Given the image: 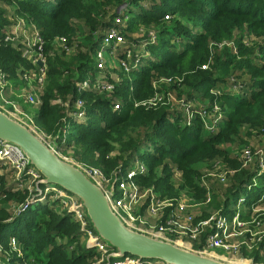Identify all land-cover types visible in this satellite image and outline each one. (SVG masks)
<instances>
[{
	"label": "trees",
	"instance_id": "obj_1",
	"mask_svg": "<svg viewBox=\"0 0 264 264\" xmlns=\"http://www.w3.org/2000/svg\"><path fill=\"white\" fill-rule=\"evenodd\" d=\"M10 1L18 4L17 13L21 17L36 24L46 41L47 77L41 92L42 103L38 106L41 117L39 120H43L44 132L51 142L59 134L58 151L61 154L80 162L83 166L100 169L111 183L119 167L125 172L133 169L136 157L139 156L144 160L150 158L152 161L159 159L161 154L178 148L174 138L164 137L167 132L165 128L168 126L179 131L180 136L183 137V139L179 138L181 141L201 143L202 146L214 140L217 132L212 131L207 122L206 129L199 131L200 129L187 121L184 110L178 108L173 111L136 109L130 112L128 107H124L114 111L115 104H123L121 99L112 98L111 95L109 97L102 93L101 89L82 88V82L87 79L88 71L94 68L93 57L103 46L102 41L108 31L112 27L120 33L123 31L126 37L118 46L116 55L126 60L132 73L136 71L138 76H141L146 72L142 65L134 67L138 54L144 53L141 47V43L144 42L132 37V21L122 23L121 18L126 20L129 16L133 19L139 16L158 17L161 12L176 13L178 6L187 8L188 14L182 12L180 19L172 21L170 26H163L162 35L158 36L160 47H157L158 56H161L163 61L157 56L154 57L151 67L147 69L150 73H153L155 67L163 70L171 69L180 62H185L190 67L189 70H194L207 59L209 42L215 39L217 29L224 28L230 33L235 28H243V38L246 32L262 35L260 30H264V0H166L165 7L162 6L160 9L156 7L162 3L161 0H149L151 9L140 3L142 2L140 0ZM121 7H124L121 10L125 12H118ZM153 9L157 10L156 14L152 13ZM117 18H120L121 23H116ZM9 23L10 16L7 17L4 6L0 5V34ZM187 31L197 34V39H191L186 34ZM165 36H171L169 38L177 41L173 43ZM57 37L66 38L68 47L73 48L74 51L60 52L58 47L52 45ZM245 40L248 43L251 41L250 37ZM125 47L131 49L129 57ZM68 52H71L70 57L64 55ZM233 52L230 55L234 56ZM255 53L252 49H247L244 53L242 51L247 57ZM214 54L218 55V52L215 50ZM247 57L238 64L256 69L257 62ZM20 58L21 53L15 45H0V67L8 76L18 77L20 72L16 63ZM239 65L238 68H241ZM214 66L213 71L197 70L195 77H188L186 80L188 89H191L187 90L186 98L195 97L204 104L203 113L197 108L186 110H190L194 118H198V114L202 116L210 113L212 106L205 104L203 95L196 92L195 88L213 81L215 82L213 89L223 88L225 94L229 89L234 90L227 89L225 81L216 76L221 64ZM184 71L186 70L183 68L179 71L172 70L171 74ZM242 72L243 70H240L236 76L241 75ZM95 75L98 78L101 73L96 72ZM110 81L114 86L119 84L112 78ZM231 82L242 87L238 96H233L237 105L241 109H249L251 114L248 119L237 118L238 121H234L233 125L237 132L231 135L233 142L238 146L249 142L255 147L253 139L256 137L254 139L256 142L264 143V78ZM79 99L84 103L80 108L76 104ZM82 111L86 113L81 115ZM171 118H174L173 122L176 125L171 126ZM68 122H71L70 125ZM72 124L76 132L70 139L68 136ZM261 150L264 153V145ZM149 163L151 162H148V165ZM176 166L171 157L163 158V169ZM146 170L145 174H137L139 180L152 177L151 166ZM187 171L191 179L199 178V173L206 174L201 169L191 167ZM15 174L16 170L12 168L11 163L0 159V243L7 250L0 248V264H94L99 259H102L100 264H107L106 255L103 256L101 251L90 247L79 223L60 199L36 197L30 201L25 210L15 213L10 204L13 205L14 199L25 203L27 201L25 189L28 188V183L22 182L24 178L15 179ZM255 175H258V166L252 165L244 176L238 178V182H233L229 178L222 182L219 178L208 177L198 182L196 179L190 186L193 189L198 188L197 190L206 196L207 189L210 190L208 195H213L215 202V211L210 214L213 215L217 211L235 210L238 207L237 201L243 199L240 190ZM233 199H235V207H231ZM245 206L246 202L243 201L240 206L242 216L246 218L252 216L249 206H246L247 210L243 212ZM262 207L264 208V205ZM255 220L264 224L261 217H256ZM204 235L193 242L194 248L203 249ZM14 238L18 240L17 248L8 251L9 243L15 240ZM245 252L247 251L239 256H245ZM259 254L260 251L257 250L254 260L259 258ZM157 262L148 260L146 264H157Z\"/></svg>",
	"mask_w": 264,
	"mask_h": 264
},
{
	"label": "rangeland",
	"instance_id": "obj_2",
	"mask_svg": "<svg viewBox=\"0 0 264 264\" xmlns=\"http://www.w3.org/2000/svg\"><path fill=\"white\" fill-rule=\"evenodd\" d=\"M140 1H142L140 3L146 5V7L150 9L152 8L149 0L147 2H144V0ZM161 1L162 3H160L159 6L156 5V9H160L162 6L165 7L166 0ZM0 5L4 6L7 17L10 16L11 18L13 15H17L16 17L20 16L17 13L19 6L16 2L10 0H0ZM123 8L124 7H121L118 12H125V10H121ZM156 9H153L154 11L152 13L156 14ZM187 11V8L178 6L176 13L161 12L159 13L160 16L158 17L139 16L133 19L131 16H129L126 20L121 18L122 23H127L129 20L132 21V37L144 42L141 43L144 53L141 52L138 54L134 68L142 65L144 72H146L141 74V76H138V72L135 71L132 73L130 68H128L127 71L125 68V65L128 66L126 60L116 55L119 49L118 46L109 44V48L105 47L104 52H102L101 69L98 67L99 61H97V53L93 57L94 68L89 70L87 73V79L90 81L89 86L92 87V83L95 82L100 85L102 83L106 84L108 87L109 85L112 86L113 83L110 81L112 78L113 81L119 82V84L117 86H112L111 90L104 89L102 93H105L107 96L111 95L112 98L121 99L123 104H121L119 108H116L115 104L113 108L114 111L121 110L124 107H128L130 112L135 111L136 109H144L147 111L171 109L169 111H173L178 108L179 110H184L185 114L183 112L182 114L186 115L187 121L191 122L194 127L200 129L199 131L206 129L205 123L207 122V124L210 125V129L214 132H217V137L214 140H211L202 146L201 143L195 144V142L181 141L180 139H183V137L180 136L179 131L168 126V128H165L167 132L165 133L164 137H167V139L174 138V142L177 143L178 148L173 149V151L170 152L167 151L169 153H163L160 155L159 159L152 161L150 158H146L147 160H144L139 156L136 157V164L134 165L133 169H137L142 165H145L146 168L151 166L153 169V174L150 179L141 180L138 179V175L136 174L133 176L132 180L136 183L139 189L142 187L140 189L141 191H146L148 194L152 193L155 197L160 199L161 202H165L167 205L164 207L163 214L159 218L150 217L147 211H145L143 214L145 216L144 220L146 222L144 230L148 232L157 234V226L160 225V223L165 224V222L168 220V214L170 216V212L180 203H185L193 207V222L197 225L202 221H205L209 215L215 211V202L213 201L214 197L213 195L211 196V194L208 195L210 190L207 189L208 194L206 196L197 190L198 188L193 189L190 186L191 183L196 181V179L198 182L200 179L205 180L208 177L211 178L210 175L223 174V176H225L227 179L229 178L233 182H238V178L244 176V174H246L252 165L258 166V175L253 176L239 192L240 195L243 196L246 206H249L252 211V216L250 217L246 218L242 216V214L239 216V219L245 223L244 229H250L249 239L252 240V250L245 252V256L233 255L227 252L225 249L217 247L205 248L204 251L198 250L197 248H194V244L188 239H185L184 237L181 238L175 233H172L174 236L171 237H169V235L165 236L164 233H160L159 236L162 235V237L173 240L182 246L195 251H203L221 259L230 261H245L253 264H264V255L261 252L259 254V258L254 260L255 252L258 249L260 251L263 249L261 241L264 242V224L259 226V224L253 222L256 217H261L264 223V208L262 207L264 205V153L261 150L264 143L261 144L256 142L254 140L256 138L255 137L253 139L255 147L249 142V144L247 143L245 145L238 146L231 138V135L237 132L233 125L234 121H238L237 118L240 120L248 119V117L251 115L249 109H241L237 105V101L233 98V96H238V93L240 90H242V87L240 85L233 84L231 81L237 80L239 82H245L246 80L252 81V79L254 80L255 78H264V42H262L264 38V30H260L262 35H257L253 32H246L244 34L245 38H243V28H235L234 31L230 33L226 32V29L224 28L217 29L215 39L210 40L209 42V52L207 53V59L194 70H189L190 67H188V64L185 62H180L177 64V66H173L171 69L166 68L163 70L155 67L153 73L147 72V69L151 67L152 62L154 61V57L157 56L160 61H163L162 57L158 56L157 51V47H160L158 36L160 37L162 35L161 33L163 32V26H170L172 21L180 19L182 12L188 14ZM118 19L120 18H117L116 23H121ZM111 29L115 28L112 27ZM198 30H200V28H198ZM121 32L123 33V31ZM186 34L193 40L197 39V34L195 35L194 32L187 31ZM123 37L124 39L126 37L124 33ZM165 37L170 39V41L173 43L177 41L176 39L169 38L171 36ZM249 37L251 41L248 43V41L245 39ZM247 49H252L256 52L255 55L249 56L251 59H253V61L257 62L258 67H256V69L253 67H242L238 64L247 57L245 54H242V51L244 53V51ZM125 50L127 51V55L129 57V53L131 54V49L127 47ZM215 50L218 52V55L214 54ZM232 51H234V56L230 55ZM71 52H68L64 55L70 57L71 55L69 53ZM215 64H221V66L218 68L216 76L219 77V79H223L225 81L227 89L233 88L234 90L226 89L228 92L227 94H225L223 88L218 87L215 88V90L213 89L215 87V82L213 81L206 82L202 87L195 88L196 92H200L203 95L205 104H212V106L209 111L210 113L203 114L202 116L201 114H198V118H194L190 110L197 108L203 113L204 104L195 97L192 99L186 98L187 90H191L188 89L186 80L188 77H195L197 70L213 71ZM16 65L19 68L20 73L18 77L9 76L12 82V87L10 88L12 93H10L8 96L11 99L17 101L21 110L27 115L28 118H31L32 121L29 123L35 132L46 142L50 143L51 141L48 139L43 129V120H39L41 117L38 106L28 104L23 97H19L18 95V89H25L23 92H31L33 90L37 91L36 81L32 78L33 72L36 71L35 66L29 59L24 58L22 54ZM238 65L241 66V68H238ZM181 68L186 71L183 73L171 74L172 70L179 71ZM240 70H243L242 74L236 76V73H238ZM96 72L101 73V76H99L98 79L95 75ZM19 86L22 87L20 88ZM188 108L190 110L186 111ZM171 119V126L176 125V123L173 122L175 121L174 118ZM68 123L70 125L71 122ZM75 132V126L72 124L68 137L70 139L73 138ZM60 155L78 165H81L80 162L74 161L64 154L60 153ZM165 157H171L177 166L163 169V158ZM148 162L151 163L148 165ZM190 167L197 170L201 169V171H205L206 174L202 175V173H199V178L191 179V177H188L187 171V169ZM19 176V174H15V179H17ZM22 182H27V180L24 178ZM25 191L27 194V200L33 197L34 191L32 188L28 187L25 189ZM209 196L210 200H208ZM46 199L49 198L46 197ZM147 202H149V200H147ZM238 202L239 201H237V204L240 205V202ZM12 203L13 205L10 204V207L15 210V213L20 212L21 208L25 204L18 199H14ZM235 205V199H233V202H231V207H235ZM246 206L244 207L243 212L247 210ZM137 211L142 213V209L137 208ZM166 211H168V214L164 216V214L167 213ZM238 212V209L224 211L222 215L228 225L229 222L233 221V219L238 215ZM211 226H213V222H211ZM141 228H143V226ZM201 235L203 237L204 234ZM232 239H235V237L232 236L231 238H228L226 240L228 241L227 244L232 243ZM17 244V239L12 240L9 243L10 250L8 251L16 249ZM0 248L7 251L2 243H0ZM100 262H102V259L97 260L94 264H100ZM146 263H148V261H145L144 264ZM157 264L159 263L157 262Z\"/></svg>",
	"mask_w": 264,
	"mask_h": 264
},
{
	"label": "built area",
	"instance_id": "obj_3",
	"mask_svg": "<svg viewBox=\"0 0 264 264\" xmlns=\"http://www.w3.org/2000/svg\"><path fill=\"white\" fill-rule=\"evenodd\" d=\"M17 15L11 16L9 25L5 26L0 34V45H15L18 47L22 56L26 59H29L35 66L36 71L33 72L32 78L36 81L37 91L23 92L24 90H18L19 97H23L28 104H33L39 106L42 103L41 92L47 77V64H46V41L41 35L38 27L33 23L25 19L24 17H16ZM119 20V19H118ZM107 42V43H106ZM124 42V37L116 29H111L105 35L103 39V46L97 52V61H99L98 67H102V52H104L105 47H108L109 44H114L119 46ZM52 45L58 47L62 52L72 51L73 48H69L67 45V40L64 37H57L54 39ZM130 55V53H129ZM125 64V63H124ZM126 70L128 71V66L125 65ZM98 79V78H97ZM96 79V81H97ZM90 81L84 80L82 82V88H87ZM114 86V84L112 85ZM111 85L98 84L97 82L92 83L93 88L101 90H111ZM11 88V82L7 73L0 67V108L7 111L9 114L29 126L32 120L28 118L27 115L21 110L19 104L14 99H11L8 96V90ZM109 88V89H108ZM82 91V90H81ZM77 107L80 108L83 106V101L81 99L77 100ZM116 108L120 107V104L115 105ZM86 112H80L81 115H84ZM34 130V129H33ZM35 131V130H34ZM0 159L5 160L7 163H11L13 169L16 170V175L23 177L27 180L28 187L35 191V183L41 178V175L36 171V169L28 164L26 157L23 155L22 151L13 145H3L0 147ZM78 165V164H77ZM82 168L87 175L92 178L99 186H101L105 193L108 196L111 207L116 212V214L122 219V221L129 227L146 232L151 235L158 236L160 238L170 240L168 238L159 236L160 233L171 237L174 236L172 233L178 234L181 238L184 237L188 239L191 243L197 241L202 236L205 235V248H223L227 252L233 255H240L245 251L252 250V240L249 239L250 229H244V224L240 219L242 211L240 206L243 203V199H240V205L236 209L239 210L238 215L233 219V221L226 223L225 218L223 217L222 211H217L213 215H210L205 221L201 223L194 224V214L193 207L185 203H180L171 211V215L168 217V220L165 224L160 223L157 226L158 233H152L144 230L146 222L144 220L143 213H139L137 208H141L142 201L149 200L146 210L150 217L159 218L163 214V209L165 202H161L160 199L155 197L152 193L148 194L146 191H141L136 183L132 180L133 176L136 174L146 173V166H139L137 169L130 170L129 172L123 171L122 168H118L115 172V179L111 183V180L108 179L105 174L98 168L95 167H86L83 165H78ZM125 172V173H124ZM211 177L219 178L224 182L227 178L223 174L210 175ZM115 183L116 187L114 191H110L111 185ZM31 197L32 199H34ZM38 197L50 198V199H60L64 206L69 210L73 217L79 223L80 229L87 240V243L90 247H94L97 250L101 251L102 255H106L110 252V249L107 245L98 240L96 233L91 228L89 220L85 214L84 209L80 206L79 200L69 193L68 191L58 187V186H49L44 188L42 195ZM210 200V197L208 198ZM238 202V203H239ZM30 203V202H29ZM28 203V204H29ZM24 205L21 211L27 208V205ZM213 222V226H211ZM256 222V220H253ZM259 226L262 225L261 222H256ZM143 226V228H141ZM210 229V230H207ZM232 236L235 239H232V243L226 241ZM173 241V240H170ZM263 249L260 251L264 255V242L261 241ZM145 261H141L134 256L127 255L123 259L114 261L112 264H144Z\"/></svg>",
	"mask_w": 264,
	"mask_h": 264
},
{
	"label": "water",
	"instance_id": "obj_4",
	"mask_svg": "<svg viewBox=\"0 0 264 264\" xmlns=\"http://www.w3.org/2000/svg\"><path fill=\"white\" fill-rule=\"evenodd\" d=\"M59 138L58 134L52 142H46L29 126L0 108V147L6 144L18 147L28 164L41 175L34 185V198L42 195L44 188L49 186H58L74 195L98 240L110 249L106 256L107 264L127 255L163 264H253L214 257L129 227L111 207L104 189L76 163L60 155ZM115 187L113 183L110 191ZM31 200L28 199L24 205Z\"/></svg>",
	"mask_w": 264,
	"mask_h": 264
},
{
	"label": "crops",
	"instance_id": "obj_5",
	"mask_svg": "<svg viewBox=\"0 0 264 264\" xmlns=\"http://www.w3.org/2000/svg\"><path fill=\"white\" fill-rule=\"evenodd\" d=\"M10 79V78H9ZM10 82H11V79H10ZM14 84V83H13ZM15 85V84H14ZM11 87H12V82H11ZM16 88H18L17 86H15ZM20 88L22 87V86H19ZM16 88H14V89H16ZM19 90V89H18ZM10 93H12L10 90H8V95L10 94ZM147 204H148V202H147V200H143L142 201V204H141V208L140 209H142V213L144 214L145 213V211H147L146 210V207H147ZM167 213H165L164 214V216L166 215V214H168V211H166ZM170 214H171V212H170ZM168 217H169V214H168Z\"/></svg>",
	"mask_w": 264,
	"mask_h": 264
}]
</instances>
